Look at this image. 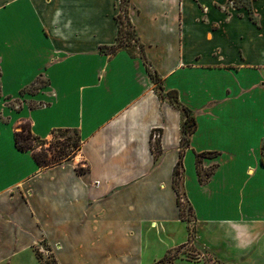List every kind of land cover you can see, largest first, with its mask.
I'll return each instance as SVG.
<instances>
[{
  "label": "crops",
  "instance_id": "0c3cea01",
  "mask_svg": "<svg viewBox=\"0 0 264 264\" xmlns=\"http://www.w3.org/2000/svg\"><path fill=\"white\" fill-rule=\"evenodd\" d=\"M120 12L0 0V264H40L43 247L55 264H157L180 248L197 259L172 264H264V0H129L138 44L108 54ZM142 56L195 117L186 147ZM25 123L43 141L78 131L79 154L39 166L16 147Z\"/></svg>",
  "mask_w": 264,
  "mask_h": 264
},
{
  "label": "trees",
  "instance_id": "16d2710c",
  "mask_svg": "<svg viewBox=\"0 0 264 264\" xmlns=\"http://www.w3.org/2000/svg\"><path fill=\"white\" fill-rule=\"evenodd\" d=\"M123 19L127 20V24L131 25V22L129 20L128 17V10H121L117 21L119 24V41L117 43V45L112 46V47H104L102 48V51L107 52L108 54H114L116 53L118 50L123 49L125 47H127L125 45V42L123 41V37H131L132 33L125 31V22L123 21ZM133 28V27H132ZM134 32V31H133ZM124 35V36H123ZM138 44V43H137ZM129 46V45H128ZM140 50H143V46L139 45ZM142 59L144 61V63L147 65V69L149 71V74L152 78L153 83L156 85V89L157 91H159V95L162 98L167 97L169 99V101L176 106L177 108H179L184 116V123H183V137H182V146L186 147L189 145V137L190 135L195 131L196 129V121H195V117L191 114V112L183 107L179 101H178V97H177V93L175 92H170L168 94H164V90L163 87L161 85V78L158 76L157 72L153 71L147 60L144 58V56H142ZM73 132L75 134L78 135V142L80 143L76 145V148L74 149V151H71V153H66V149H62L59 154H53L51 156V158H48V153L46 150H42L40 153H35L34 152V158L36 160V162L39 164V166L43 167V168H48L51 166H55V165H60L62 163H64V161H70L72 160V152L73 154L76 153V150H80L81 149V138L79 136L78 131L76 130H58L55 133H60V134H67ZM54 133V134H55ZM15 140H16V147L18 150L20 151H33L34 148L33 146L29 143V141H38L41 143H44L45 141L39 139L38 137H35L32 135L30 129L27 135H25L24 133V129L21 132L16 133L15 135ZM203 155H198L197 156V170H198V174L200 177L201 182H204L205 179L209 178L211 175V172H206L203 174V171L201 170L200 164H201V159H202ZM262 161L264 164V148H263V153H262ZM181 167H182V163L180 162L176 169H175V173H174V185L178 194V204L179 207L181 209V217L182 218H186L185 214L187 213V205L184 204L181 199L183 198V194L181 191V187H182V173H181ZM80 173H83L81 169L78 170ZM172 257L169 255L167 256L165 259L161 260L159 263L157 264H167V263H171V259Z\"/></svg>",
  "mask_w": 264,
  "mask_h": 264
},
{
  "label": "rangeland",
  "instance_id": "374dc122",
  "mask_svg": "<svg viewBox=\"0 0 264 264\" xmlns=\"http://www.w3.org/2000/svg\"><path fill=\"white\" fill-rule=\"evenodd\" d=\"M239 0H235V2H238ZM244 1V0H241ZM248 1V0H246ZM121 2V10H128L129 7V0H120ZM123 21L125 22V31L132 33L131 37H123V41L125 42V45L130 47L131 50H135V46H137V40L135 38V34L133 32V28L131 25L127 24V20L123 19ZM124 36V35H123ZM127 47V48H128ZM45 84V80L40 79L38 82V86ZM37 88V87H35ZM24 129V133L25 135L28 134L29 132V125L27 123L23 124V127L21 129V131ZM29 143L33 146L34 150L33 152L35 153H40L42 150H46L48 153V158H51V156L53 154H59V152L64 148L66 149V153H71V151H74V149L76 148V145L80 143L78 142V135L70 132L67 134H60V133H55L50 140L45 141L44 143L38 142V141H29ZM263 148L264 145L262 147V153H263ZM79 154V150H76V153L73 154L72 152V160L75 156H77ZM71 161V160H70ZM65 162H69V161H64ZM83 171H86L85 167L80 168ZM184 200V199H183ZM185 204V202H183ZM186 218H191V209L190 207L187 205V213L185 214ZM40 249H43L40 251ZM46 250L43 248H37L36 249V255L37 258L39 260L40 264H55V259L53 257L52 254H46L45 253ZM195 255V253L191 252H187V250L180 248L178 249L176 252H174L172 255L170 254V256L172 257L171 259V263H167V264H172L175 260H194L197 259V257L193 256Z\"/></svg>",
  "mask_w": 264,
  "mask_h": 264
},
{
  "label": "built area",
  "instance_id": "2783aa9c",
  "mask_svg": "<svg viewBox=\"0 0 264 264\" xmlns=\"http://www.w3.org/2000/svg\"><path fill=\"white\" fill-rule=\"evenodd\" d=\"M157 137H158V135H157ZM181 201L184 202L183 198L181 199ZM45 253L48 254L49 252H45Z\"/></svg>",
  "mask_w": 264,
  "mask_h": 264
}]
</instances>
